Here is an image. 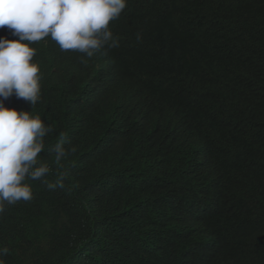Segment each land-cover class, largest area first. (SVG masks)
<instances>
[{
    "label": "trees",
    "instance_id": "16d2710c",
    "mask_svg": "<svg viewBox=\"0 0 264 264\" xmlns=\"http://www.w3.org/2000/svg\"><path fill=\"white\" fill-rule=\"evenodd\" d=\"M109 28L111 59L156 60L60 105L49 174L0 213V261L264 264V0H127Z\"/></svg>",
    "mask_w": 264,
    "mask_h": 264
},
{
    "label": "clouds",
    "instance_id": "9594fccd",
    "mask_svg": "<svg viewBox=\"0 0 264 264\" xmlns=\"http://www.w3.org/2000/svg\"><path fill=\"white\" fill-rule=\"evenodd\" d=\"M126 7L127 0H0V213L5 203L30 201L27 181L49 174L40 157L61 104L94 93L96 105L104 74L143 77L150 71L154 55L132 66L109 57L121 47L109 24ZM50 45L75 56H40L38 48ZM100 53V59L91 58ZM136 89H143L142 82ZM67 155L62 138L55 162ZM63 179L44 182L55 190L64 187Z\"/></svg>",
    "mask_w": 264,
    "mask_h": 264
},
{
    "label": "bare ground",
    "instance_id": "6f19581e",
    "mask_svg": "<svg viewBox=\"0 0 264 264\" xmlns=\"http://www.w3.org/2000/svg\"><path fill=\"white\" fill-rule=\"evenodd\" d=\"M138 28H139V27H138ZM135 38H136V37H135ZM155 60H156V59H155ZM159 60H160V59H159ZM155 62H156V61H155ZM158 63H159V62H158ZM153 65H154V64H153ZM194 82H195V81H194ZM93 94H94V93H93ZM93 94H92V95H93ZM80 107L82 108V106H80ZM152 227H153V226H152ZM163 247H164V246H163ZM173 254H174V253H173ZM165 256H166V255H165ZM173 256H174V255H173ZM166 257H167V256H166Z\"/></svg>",
    "mask_w": 264,
    "mask_h": 264
}]
</instances>
